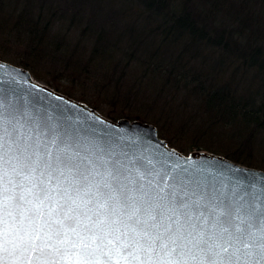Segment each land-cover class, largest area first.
I'll use <instances>...</instances> for the list:
<instances>
[{
	"label": "snow or ice",
	"instance_id": "snow-or-ice-1",
	"mask_svg": "<svg viewBox=\"0 0 264 264\" xmlns=\"http://www.w3.org/2000/svg\"><path fill=\"white\" fill-rule=\"evenodd\" d=\"M222 175L0 87V264H264V189Z\"/></svg>",
	"mask_w": 264,
	"mask_h": 264
},
{
	"label": "trees",
	"instance_id": "trees-1",
	"mask_svg": "<svg viewBox=\"0 0 264 264\" xmlns=\"http://www.w3.org/2000/svg\"><path fill=\"white\" fill-rule=\"evenodd\" d=\"M0 58L183 153L264 170V0H0Z\"/></svg>",
	"mask_w": 264,
	"mask_h": 264
},
{
	"label": "water",
	"instance_id": "water-1",
	"mask_svg": "<svg viewBox=\"0 0 264 264\" xmlns=\"http://www.w3.org/2000/svg\"><path fill=\"white\" fill-rule=\"evenodd\" d=\"M0 62L4 64V70L0 71V87L9 89L13 101L21 106L56 116L67 115L74 121L81 122L84 127L95 130L97 137L110 138L126 149L141 150L152 155L160 153L166 155L175 150L159 137L157 128L153 124L127 118L117 121L109 119L87 104L36 81L28 70L2 60ZM9 80L12 81L11 84L2 83ZM175 151L177 154H182ZM191 154L196 163L207 164L213 171L222 173L221 179L225 182H241L245 186H251L254 192L264 189V170L244 166L207 151H193Z\"/></svg>",
	"mask_w": 264,
	"mask_h": 264
},
{
	"label": "rangeland",
	"instance_id": "rangeland-1",
	"mask_svg": "<svg viewBox=\"0 0 264 264\" xmlns=\"http://www.w3.org/2000/svg\"><path fill=\"white\" fill-rule=\"evenodd\" d=\"M0 60H4V59H1ZM4 61H7V60H4ZM9 62V61H7ZM35 74L37 75V77H39L40 79H35L47 86H49L47 83H52V84H56L57 86H59L61 89L63 90H68V91H74L76 93H80V92H83V90H80L81 88H77V87H74L73 85L67 83L66 81H64V79L61 78V76H58L57 74H54L42 67L38 68V70H36ZM47 82V83H46ZM51 87V86H50ZM53 88V87H52ZM54 89V88H53ZM85 96H89L88 94H83ZM99 105V104H98ZM119 106L117 107H114L116 108L114 110V113L115 114H118V111H120V109H118ZM117 110V111H116ZM98 111V110H97ZM101 113V112H100ZM103 114V113H102ZM107 114V113H105ZM104 115V114H103ZM106 117H109L108 115H104ZM111 119H113V117H109ZM130 119V118H129ZM134 120V119H133ZM148 122V121H147ZM151 123V122H150ZM153 124V123H152ZM183 153V152H182ZM184 154H188V153H184Z\"/></svg>",
	"mask_w": 264,
	"mask_h": 264
},
{
	"label": "bare ground",
	"instance_id": "bare-ground-1",
	"mask_svg": "<svg viewBox=\"0 0 264 264\" xmlns=\"http://www.w3.org/2000/svg\"><path fill=\"white\" fill-rule=\"evenodd\" d=\"M25 69V68H24Z\"/></svg>",
	"mask_w": 264,
	"mask_h": 264
}]
</instances>
